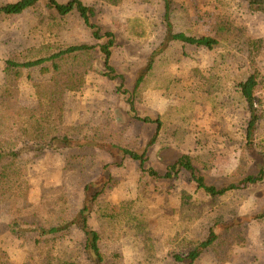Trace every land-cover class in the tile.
<instances>
[{"label":"rangeland","instance_id":"rangeland-1","mask_svg":"<svg viewBox=\"0 0 264 264\" xmlns=\"http://www.w3.org/2000/svg\"><path fill=\"white\" fill-rule=\"evenodd\" d=\"M18 1L0 0V4ZM58 1L68 3L70 0ZM183 1L190 8L193 32L197 36L215 37L217 16L222 12L242 29V45L230 43L209 52L172 42L166 33L159 2L149 6L143 0H82L95 9L94 22L103 34L115 35L117 45L112 63L118 73L125 76L126 88L133 91L140 73L145 72L150 63L154 65L153 71L137 93L138 118L131 113L127 98L119 92L121 83L104 75L106 70L101 57L96 63L97 72L87 76L81 92L62 91L60 122L84 125L89 134H95L106 143L100 145L99 150L88 151L91 158L86 161L82 174L69 156V150L63 143H57L31 166L28 178L32 186L31 200L46 199L43 203L52 206L57 197L64 194L69 206L78 213L83 209L86 196L96 193V187L87 192L86 186L104 166L122 163L110 170L115 182L103 197L111 213L120 215L122 203L139 191L141 172L138 163L129 158L121 159L116 146L142 153L157 131V126L143 122L144 118L159 119L164 125L150 152V165L160 173L183 155H190L209 183L217 187L238 184L264 170V90L256 94L255 101L262 103V121L253 152L247 150L246 104L235 90L236 81L245 78L249 63H257L264 73V13L250 9L249 0H225L226 4L219 10L216 0ZM38 23V12L34 9L16 17L0 18V82L19 71L8 65V61L20 60L26 44L33 39L88 45L104 42L96 40L77 15L57 22L52 33L33 37L30 32ZM35 78L38 81L49 79L39 74H35ZM20 93L23 106L38 108V99L25 80L21 82ZM0 115H13V110L0 107ZM149 192L145 205L150 214L155 257L147 256L145 238L130 236L118 242H103V253L110 262L172 264L169 254L173 249L166 244V239L170 234L183 233L190 226L183 223V211L190 210L196 203L212 202L197 189L187 172L161 186L153 183ZM218 207L227 220L258 215L264 208V183L227 193L219 198ZM31 214V209L24 210L21 205L0 204V248L16 264H53L58 255L53 252L41 257L35 248V233L19 238L10 231V224L15 220L29 222L23 225L29 228ZM206 216L185 234L205 239L209 222L216 213ZM92 226L97 228L93 221ZM237 235L246 238L247 246L225 264H264V224L252 221L241 225ZM85 240L83 230L75 225L65 247L79 254L81 264H93L83 253ZM212 255L204 254L198 264H220Z\"/></svg>","mask_w":264,"mask_h":264},{"label":"trees","instance_id":"trees-1","mask_svg":"<svg viewBox=\"0 0 264 264\" xmlns=\"http://www.w3.org/2000/svg\"><path fill=\"white\" fill-rule=\"evenodd\" d=\"M146 5L160 3L162 20L166 33L174 43L216 52L226 44L242 45V29L228 20V16L219 13L217 16L215 37H200L193 32V21L188 4L183 0H143ZM250 9L264 13V0H249ZM225 0H216L217 9L225 5ZM34 9L38 12L39 23L30 34L33 37L45 36L54 31L55 25L65 18L77 15L85 26L92 31L96 40L103 44H65L57 41L31 40L26 44L20 60H9L8 65L19 71L0 82V107L13 110V115H0V136L3 139V150L0 151V204L21 205L24 210H32V221L29 228L18 220L10 224L13 235L23 238L28 234L37 235L35 248L43 257L46 253L58 255L53 264H81L79 254L69 252L65 243L70 238L72 228L78 225L83 230L86 240L83 253L93 264H114L105 256L103 242H118L130 236H140L147 241V256L155 257L153 237L149 227V209L145 202L150 196L153 183L160 186L174 181L182 172H187L199 191L209 196L212 202L196 203L190 210L183 211V223L190 224L183 233L168 235L166 244L172 264H198L204 254L212 253L215 261L225 264L240 249L247 246L245 237L237 235L239 226L257 221L264 224V208L261 213L250 217H237L227 220L219 210L218 200L231 191L246 190L249 187L264 183V170L251 175L238 184L232 183L217 187L209 183L202 170L190 155H183L175 163L160 173L150 165V152L155 147L164 127L159 119L144 118L143 122L156 125L157 131L142 152H136L116 146L121 159L129 158L138 163L141 178L139 191L130 200L122 203L120 215H114L106 200L103 199L110 185L115 182L109 173L112 167L122 163L104 166L87 192L96 187V193L87 197L83 209L78 213L69 206L66 195L60 194L52 206H46L42 200H31L32 186L28 178L31 166L57 143H63L69 150V156L78 164L79 173L87 167L91 158L88 151L99 150L105 140L89 134L84 125H64L60 122V95L62 91L81 92L86 85L89 74L97 72L96 63L99 57L104 61V75L112 81H119L121 92L131 106V113L138 118L135 109L137 93L147 77L153 71L150 63L145 72L140 73L133 91L126 88V78L118 73L112 63L114 49L117 45L113 33L103 34L94 22L95 9L86 6L82 0H70L60 3L58 0H20L16 3L0 4V18H12ZM45 9L47 11H45ZM242 48L240 47V50ZM40 77H49L47 81H38ZM25 80L38 99V108L25 107L20 102L21 82ZM236 92L245 101L249 121L246 127L247 150L253 152L256 146V134L262 121V103L256 100V94L264 90V73L257 63H249L243 80H237ZM96 206V209H95ZM218 210L220 211L217 214ZM75 213V214H74ZM216 213L208 225L205 239L186 235L190 227L197 225L206 215ZM92 221L97 228L92 226ZM175 229V228H173ZM186 233V234H185ZM185 234V235H184ZM49 255V254H48ZM0 264H16L0 248Z\"/></svg>","mask_w":264,"mask_h":264}]
</instances>
